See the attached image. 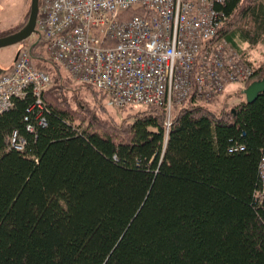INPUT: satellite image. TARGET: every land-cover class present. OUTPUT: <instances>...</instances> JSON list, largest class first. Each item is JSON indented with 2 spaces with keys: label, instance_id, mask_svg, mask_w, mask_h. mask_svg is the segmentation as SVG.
Returning a JSON list of instances; mask_svg holds the SVG:
<instances>
[{
  "label": "trees",
  "instance_id": "trees-1",
  "mask_svg": "<svg viewBox=\"0 0 264 264\" xmlns=\"http://www.w3.org/2000/svg\"><path fill=\"white\" fill-rule=\"evenodd\" d=\"M217 8V37L244 56L264 43V0ZM63 86L0 114V264H264V91L220 111L190 95L166 129L164 104L114 124Z\"/></svg>",
  "mask_w": 264,
  "mask_h": 264
},
{
  "label": "built area",
  "instance_id": "built-area-1",
  "mask_svg": "<svg viewBox=\"0 0 264 264\" xmlns=\"http://www.w3.org/2000/svg\"><path fill=\"white\" fill-rule=\"evenodd\" d=\"M224 1L41 0L36 29L47 57L100 90L110 106L164 104L168 129L174 104L190 95L217 98L252 77L246 57L216 36ZM128 12L136 13L125 19ZM32 60L29 49H19L0 71V114L27 91L41 104L51 79ZM15 138L8 142L19 150L24 142ZM259 172L264 203V151Z\"/></svg>",
  "mask_w": 264,
  "mask_h": 264
},
{
  "label": "rangeland",
  "instance_id": "rangeland-1",
  "mask_svg": "<svg viewBox=\"0 0 264 264\" xmlns=\"http://www.w3.org/2000/svg\"><path fill=\"white\" fill-rule=\"evenodd\" d=\"M29 10L30 0H0V37L23 27L28 19ZM36 39L37 35L32 34L19 44L0 48V69L7 67L8 62L12 57H15L19 49L30 50ZM42 46L40 52H42L43 59L32 60L33 64L38 69L44 70L49 74L51 85L54 83L64 85L63 93L73 108L80 106L81 108L92 110L95 117L111 121L114 124H123L133 118L138 112H144L147 109L139 105L128 108L110 106L105 95L92 91V89L71 76L59 64L49 59L44 45ZM240 48L247 55L252 71L260 68L259 73H257L256 77H251L245 84L230 85L221 96L209 100L208 103L205 101H199V103L214 111L231 109L240 100H245L243 90L248 84L264 77V43H258L254 46H250L248 43L240 44Z\"/></svg>",
  "mask_w": 264,
  "mask_h": 264
},
{
  "label": "water",
  "instance_id": "water-1",
  "mask_svg": "<svg viewBox=\"0 0 264 264\" xmlns=\"http://www.w3.org/2000/svg\"><path fill=\"white\" fill-rule=\"evenodd\" d=\"M39 0H30V10L25 25L18 31L0 37V48L13 46L36 34V20L38 14ZM264 91V77L248 84L243 90L248 103L254 101Z\"/></svg>",
  "mask_w": 264,
  "mask_h": 264
},
{
  "label": "crops",
  "instance_id": "crops-1",
  "mask_svg": "<svg viewBox=\"0 0 264 264\" xmlns=\"http://www.w3.org/2000/svg\"><path fill=\"white\" fill-rule=\"evenodd\" d=\"M241 44H246V43L244 42V43H241ZM14 58H15V57H12L11 60L8 62L7 67H6V68H1V70H3V69L5 70V69L9 68V67L11 66V64H12V62H13L12 60H14ZM1 70H0V71H1Z\"/></svg>",
  "mask_w": 264,
  "mask_h": 264
},
{
  "label": "bare ground",
  "instance_id": "bare-ground-1",
  "mask_svg": "<svg viewBox=\"0 0 264 264\" xmlns=\"http://www.w3.org/2000/svg\"><path fill=\"white\" fill-rule=\"evenodd\" d=\"M222 19H225V18L223 17ZM220 26H221V25H220ZM220 26H219V27H220ZM218 29H219V28H218ZM40 39H41V41H42V38H40ZM244 96H245V95H244ZM215 98H216V97H211V98H207V99H203V100H204V101H205V100H212V99H215ZM245 100H246V99H245ZM259 173H260V172H259ZM260 179H261V178H260Z\"/></svg>",
  "mask_w": 264,
  "mask_h": 264
},
{
  "label": "flooded vegetation",
  "instance_id": "flooded-vegetation-1",
  "mask_svg": "<svg viewBox=\"0 0 264 264\" xmlns=\"http://www.w3.org/2000/svg\"><path fill=\"white\" fill-rule=\"evenodd\" d=\"M2 36H4V35H2Z\"/></svg>",
  "mask_w": 264,
  "mask_h": 264
}]
</instances>
